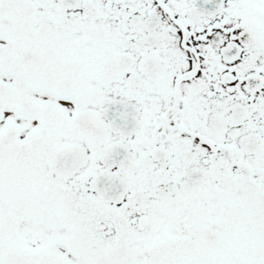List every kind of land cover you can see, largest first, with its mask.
Listing matches in <instances>:
<instances>
[{"label":"snow or ice","instance_id":"1","mask_svg":"<svg viewBox=\"0 0 264 264\" xmlns=\"http://www.w3.org/2000/svg\"><path fill=\"white\" fill-rule=\"evenodd\" d=\"M0 264H264V0H0Z\"/></svg>","mask_w":264,"mask_h":264}]
</instances>
